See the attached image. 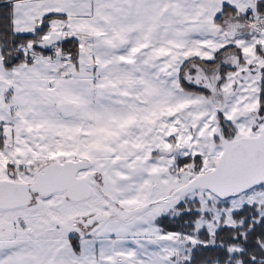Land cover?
<instances>
[{
  "label": "snow or ice",
  "instance_id": "1",
  "mask_svg": "<svg viewBox=\"0 0 264 264\" xmlns=\"http://www.w3.org/2000/svg\"><path fill=\"white\" fill-rule=\"evenodd\" d=\"M0 264H264V0H0Z\"/></svg>",
  "mask_w": 264,
  "mask_h": 264
}]
</instances>
